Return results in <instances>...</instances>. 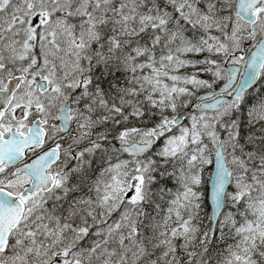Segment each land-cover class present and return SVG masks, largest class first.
Here are the masks:
<instances>
[{
    "label": "snow or ice",
    "instance_id": "6c2138e0",
    "mask_svg": "<svg viewBox=\"0 0 264 264\" xmlns=\"http://www.w3.org/2000/svg\"><path fill=\"white\" fill-rule=\"evenodd\" d=\"M0 264H264V0H0Z\"/></svg>",
    "mask_w": 264,
    "mask_h": 264
}]
</instances>
